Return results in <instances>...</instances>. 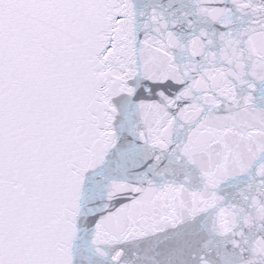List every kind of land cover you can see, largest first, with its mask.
I'll return each instance as SVG.
<instances>
[{
	"label": "snow or ice",
	"instance_id": "1",
	"mask_svg": "<svg viewBox=\"0 0 264 264\" xmlns=\"http://www.w3.org/2000/svg\"><path fill=\"white\" fill-rule=\"evenodd\" d=\"M0 264H264V0H0Z\"/></svg>",
	"mask_w": 264,
	"mask_h": 264
}]
</instances>
